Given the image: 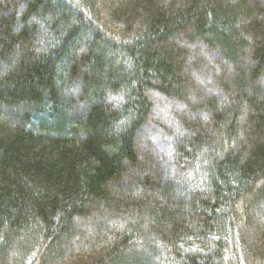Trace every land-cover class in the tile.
Segmentation results:
<instances>
[{
	"label": "trees",
	"instance_id": "16d2710c",
	"mask_svg": "<svg viewBox=\"0 0 264 264\" xmlns=\"http://www.w3.org/2000/svg\"><path fill=\"white\" fill-rule=\"evenodd\" d=\"M0 264H264V0H0Z\"/></svg>",
	"mask_w": 264,
	"mask_h": 264
}]
</instances>
